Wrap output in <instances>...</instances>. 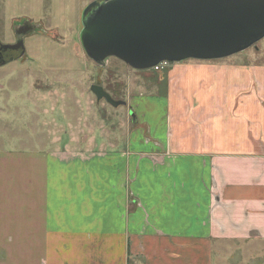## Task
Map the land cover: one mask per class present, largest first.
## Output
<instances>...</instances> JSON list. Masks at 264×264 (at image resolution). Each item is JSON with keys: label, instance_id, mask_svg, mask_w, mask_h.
<instances>
[{"label": "crops", "instance_id": "obj_1", "mask_svg": "<svg viewBox=\"0 0 264 264\" xmlns=\"http://www.w3.org/2000/svg\"><path fill=\"white\" fill-rule=\"evenodd\" d=\"M258 70L236 64L179 63L158 73L156 85L167 90L159 97L130 93L132 107L145 113V121L157 101L165 102V131L151 136L152 128L147 130V141L154 140L158 150H130L120 158L127 159L129 168L132 159L138 169L146 162L155 172L162 170L164 177H157L158 189L139 187L132 201L128 191L139 181L138 175L114 177L121 184L105 177L113 195L119 184L125 195L119 200L114 196L110 206L74 212L84 218L74 223V229L98 232L92 244L104 254L99 262L87 257L82 233L67 238L69 226H51L59 221L50 207L51 160L65 169L99 162L113 153L51 159L43 150L1 151L0 182L7 177L25 180L28 203L20 212L0 207V244L26 214V226L32 229L27 245H34L33 228L42 230L40 244L45 249L55 234L63 245H70L73 237L83 247L75 264H264V108L258 99L259 91L264 99V79L258 80ZM139 100L143 104L138 105ZM62 169L56 174L61 180ZM33 199L40 200L38 209ZM28 258L33 264L32 255ZM42 260L51 264L47 255Z\"/></svg>", "mask_w": 264, "mask_h": 264}, {"label": "rangeland", "instance_id": "obj_2", "mask_svg": "<svg viewBox=\"0 0 264 264\" xmlns=\"http://www.w3.org/2000/svg\"><path fill=\"white\" fill-rule=\"evenodd\" d=\"M90 3L87 0H32L30 3L0 0V40L3 43H16L19 30L25 25L30 28L24 35L25 52L0 66V152L31 150L41 153L43 150L49 152L51 159L78 154L88 159L113 153L114 157L82 166L72 164L65 169L51 160V176L54 177L50 181V207L53 216L59 218L51 222V226H69L65 233L67 238L68 234L71 238L75 233H82L88 244L84 247L87 257L99 262L104 254L100 255V246L92 244L98 232L74 229V223L84 220L83 215L79 217L74 212L99 205L110 206L114 196L119 200L125 195L120 181L114 177L127 173L133 178L140 177L129 187L131 201L137 196L139 187L143 191L158 189L157 177H164L162 170L155 172V167L146 162L138 169L132 159L129 168L127 159L120 158L121 153L130 150H158L154 140L147 141L146 136H150L147 130L152 128L151 136L155 133L162 136L165 131V102L157 101L156 108L147 112L150 124L144 120L145 113L140 114L132 107L130 93L135 97L138 94L159 97L166 88L163 84L156 85L158 73L179 63L257 67L261 81L264 79V38L230 57L168 61L159 71L137 70L116 57L99 64L85 53L80 42L82 13ZM94 84L103 86L114 99L125 103L114 107L105 99L98 100L90 89ZM258 94L259 104L264 108V99L260 97L263 93L259 91ZM142 102L139 100L138 105ZM62 168L65 177L61 180L56 174ZM105 177H113L114 184L120 183L115 195L107 188ZM3 179L0 182L1 209L11 206L20 212L28 203L27 182L20 181V177ZM33 202L36 208L40 207V200L33 199ZM28 223L26 214L22 215L16 223L18 228L3 236L0 264H31L28 255H32L33 264H42L45 255L51 264H75L83 247L73 237L70 245H63L62 239L55 234L45 249L40 244L42 230L33 228L34 245H27V236L32 230L27 228Z\"/></svg>", "mask_w": 264, "mask_h": 264}, {"label": "water", "instance_id": "obj_3", "mask_svg": "<svg viewBox=\"0 0 264 264\" xmlns=\"http://www.w3.org/2000/svg\"><path fill=\"white\" fill-rule=\"evenodd\" d=\"M24 35L2 47L24 53ZM263 38L264 0H95L82 13L80 32L92 60L116 57L137 70L230 57ZM90 89L114 107L125 103L101 85Z\"/></svg>", "mask_w": 264, "mask_h": 264}, {"label": "flooded vegetation", "instance_id": "obj_4", "mask_svg": "<svg viewBox=\"0 0 264 264\" xmlns=\"http://www.w3.org/2000/svg\"><path fill=\"white\" fill-rule=\"evenodd\" d=\"M30 28L28 26H23L20 30H19V33L20 34H25L27 33V31L29 30ZM8 44H13V43H3L1 40H0V66L1 65H5L11 61H13L14 59H16L19 54L22 52V49L19 48V49H5L2 47L3 45H8Z\"/></svg>", "mask_w": 264, "mask_h": 264}, {"label": "built area", "instance_id": "obj_5", "mask_svg": "<svg viewBox=\"0 0 264 264\" xmlns=\"http://www.w3.org/2000/svg\"><path fill=\"white\" fill-rule=\"evenodd\" d=\"M167 65H168V61H163L151 69H153L155 71H159V70H163Z\"/></svg>", "mask_w": 264, "mask_h": 264}]
</instances>
